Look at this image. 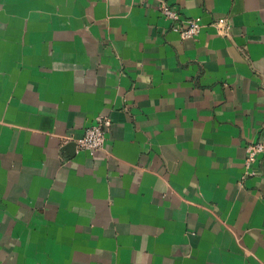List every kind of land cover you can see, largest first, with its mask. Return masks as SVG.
Segmentation results:
<instances>
[{
  "label": "crops",
  "instance_id": "1",
  "mask_svg": "<svg viewBox=\"0 0 264 264\" xmlns=\"http://www.w3.org/2000/svg\"><path fill=\"white\" fill-rule=\"evenodd\" d=\"M254 141L264 0H0V264H264Z\"/></svg>",
  "mask_w": 264,
  "mask_h": 264
},
{
  "label": "built area",
  "instance_id": "2",
  "mask_svg": "<svg viewBox=\"0 0 264 264\" xmlns=\"http://www.w3.org/2000/svg\"><path fill=\"white\" fill-rule=\"evenodd\" d=\"M159 10L163 17L169 19L172 28L180 33L183 38H194L198 36L203 28V22L200 17H185L180 9L173 6L168 1H163ZM112 127V120L109 117L99 116L88 126L81 136L75 138L77 147L80 150L94 152L104 149L106 146L107 136ZM245 164L251 167L257 160L258 155L264 153V142L254 141L246 145Z\"/></svg>",
  "mask_w": 264,
  "mask_h": 264
}]
</instances>
